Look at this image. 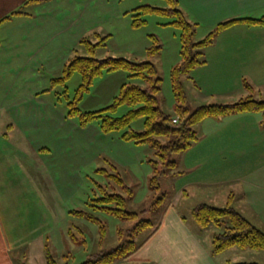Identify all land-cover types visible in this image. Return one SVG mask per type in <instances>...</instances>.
I'll use <instances>...</instances> for the list:
<instances>
[{
  "label": "rangeland",
  "instance_id": "374dc122",
  "mask_svg": "<svg viewBox=\"0 0 264 264\" xmlns=\"http://www.w3.org/2000/svg\"><path fill=\"white\" fill-rule=\"evenodd\" d=\"M144 6L160 9L169 7L165 0H126L120 6L123 9L122 18L110 16L111 21L97 22L94 24L95 30L86 37L92 43H99L101 39L109 37L105 47L98 51L97 59L122 58L139 64L148 61L147 51L153 46L152 36H155L162 46L160 55L153 62L163 81L162 93L158 97L159 107L165 113L174 115L171 109L175 98L170 74L181 63V31L169 25L175 21L174 18L158 15L147 17L148 24L134 30V11ZM188 13L192 20L189 19L190 22L197 24L196 43L205 40L219 24L231 21L208 22L198 8L194 13ZM247 31L244 27L234 26L218 35L214 44L204 51L205 61L211 66L209 56H223L225 52V58L229 59V53L234 49L232 47L238 45H234L232 37L253 34ZM2 34L3 30L0 37ZM10 43V39L4 40L1 46L7 48ZM208 52L211 55L208 56ZM76 55L88 57L79 41L65 44L55 57V64L50 65L51 68L40 67L35 72L21 76L17 86L9 91V99L22 96L27 100L25 105L30 119L26 125L30 124V138L53 151V156L48 158L51 159L52 168L47 167L45 171L32 152L27 154L32 144L26 129L18 125L16 120L19 118L18 108L15 104L5 103L2 99L5 95L0 93V224L4 227L10 247L14 245L12 253L17 264H48V251L50 260L52 258L56 264H83L129 241H134L139 247L151 234L161 229L169 207L175 208L189 224L197 227L193 219V211L197 206L206 204L224 209L231 195L235 197V209L264 233L263 115L255 114L252 123H237L225 130L235 135L236 143L231 153L219 156L222 167L218 165L217 169L213 166L212 172L207 170L211 173L209 176L202 178L206 170L189 165L186 175L174 176L172 172L163 175L160 189L154 190L151 186L154 175L152 162L158 161L155 150L148 145L124 143L119 139L121 133L107 136L102 133L99 122L82 129L80 116H68L69 104L77 97L82 76L75 73L66 85L54 86L53 81L64 76L66 65ZM222 64L230 62L220 60L218 64L213 63L212 67L217 68ZM211 74L212 70L202 69L194 77L204 80L210 78ZM7 77V74H0V85ZM129 77L130 74L123 71L105 73L94 81L78 108L82 113H89L110 107L124 84L140 83L138 80L131 81ZM249 77L245 84L238 82L235 75L220 84L208 81L210 87L201 88V91H196L191 84L187 85L190 110L193 112L209 105H232L249 97L264 101V74ZM131 109L124 106L114 117L121 118ZM143 123L140 120L132 128L142 132ZM205 124L208 130H213L215 125ZM246 137L250 139L245 140ZM15 148L18 151H14ZM206 148L187 155L186 164L192 157V161L198 162ZM179 160H182L179 155L170 158V161ZM35 163L41 170L33 165ZM183 166L181 164L178 173L185 172H182ZM158 168L162 170L163 167L159 164ZM99 170L106 173L99 174ZM111 176L121 180L122 184ZM200 181L213 183V186H196L195 183ZM101 187L110 195L124 197L127 200L126 211L136 213L138 217L135 220H120L91 208L100 207V203L96 202L104 198ZM111 208L118 207L113 204ZM75 212L88 213L89 217L101 221L106 227V238L101 239L100 224L79 218L74 215ZM142 222H151V225L138 231L137 226ZM226 227L227 224L221 228L210 227L202 234L203 239L224 233ZM70 231L72 234L69 236ZM234 250L237 253L223 255L226 260L234 264H264V251ZM116 264L136 263L119 261Z\"/></svg>",
  "mask_w": 264,
  "mask_h": 264
},
{
  "label": "crops",
  "instance_id": "0c3cea01",
  "mask_svg": "<svg viewBox=\"0 0 264 264\" xmlns=\"http://www.w3.org/2000/svg\"><path fill=\"white\" fill-rule=\"evenodd\" d=\"M125 1L41 0L37 3H30V0H0V22L11 17L10 20L0 25V32L3 30V34L0 37V74L4 76L7 74L8 76L7 79L4 78L5 82L0 85V93L2 96L5 95L2 98L5 103L15 104V107L18 108L17 112L19 113L17 115L19 118L16 120L18 125L26 129L25 132L29 134V138L31 136L29 132L32 131L28 129L30 124L26 125V122L30 119L27 106L25 105L27 100L24 97L22 98V96L9 99L8 96L11 94L9 91H12L17 86L21 76H26L31 71L35 72L40 67L51 68L50 65L55 64V57L65 47V44L81 42L86 36L88 37L90 32L95 30L94 24L97 22L111 21L110 16H114L115 19L122 18L123 9H120V6ZM178 1L181 6L180 9H182L188 20L190 19L188 11L192 14L197 8L208 22L215 21V23H220L234 19L249 18L261 20L264 18V0ZM28 3L30 4L27 5ZM20 11L22 12L21 14L12 15ZM236 27H244V29H248V33L253 32V34H241V36L232 37L234 45H238L232 47L234 49L229 53V59L225 58L226 52L223 56L217 55L214 58H211L209 56L211 52H208L211 66L206 62L204 66L194 70L190 74V78L184 80L186 90H188L187 85L191 84L196 91H201V88L210 87L207 85L208 81L220 84L223 80H227L233 75L236 76L238 82L245 84L247 78H250L249 76L255 77L264 74L262 69L264 66V25H236ZM8 39L11 40L9 47L3 48L1 42ZM220 60L230 62V64H222V66L217 68L212 67L213 63L218 64ZM202 69L212 70L210 78L202 80L201 77H194ZM19 87L21 89L22 84ZM175 108L176 102H173L171 109L173 113ZM254 115H233L219 119H207L198 125L196 128L199 135L198 143L188 152L179 155L182 160L176 161L178 169L181 164L184 165L182 172L184 170L185 172L181 173V176L189 172V165L205 169L206 171L202 178L211 174L208 171L212 172L213 166L218 169V165L221 164L219 156L231 153V148L236 143L234 141L235 135L225 130L237 123H252V120H255ZM205 123L215 124L212 127L213 130H208ZM246 135L244 134V136ZM249 139V137H246L245 140ZM30 141L32 147L28 148L27 154L32 152L37 157V163L42 165L45 171L47 167L49 169L52 168L53 165L49 162L51 159L48 158L53 156V151L36 144L32 138H30ZM203 148H206V150L202 153L198 162L192 161V157L190 162L186 164L187 155L194 151L201 152ZM19 149L23 150V148ZM16 150L15 148L14 151ZM209 155L214 156L205 157ZM33 165L41 170L38 164L35 163ZM20 167L23 168V165L21 164ZM195 185L210 187L213 186V183L209 184L208 182L200 181L195 183ZM206 230L189 224L183 215L172 207L168 209L161 229L129 261L124 262L136 264H234L233 261L226 260L223 255H226L225 253H237L233 252L236 251L234 250L236 248L220 255H214L212 249L214 236L204 240L202 234ZM5 233L4 227L0 224V264H17L16 258L12 253L14 245L10 247ZM71 234L72 232L70 231L69 236Z\"/></svg>",
  "mask_w": 264,
  "mask_h": 264
},
{
  "label": "trees",
  "instance_id": "16d2710c",
  "mask_svg": "<svg viewBox=\"0 0 264 264\" xmlns=\"http://www.w3.org/2000/svg\"><path fill=\"white\" fill-rule=\"evenodd\" d=\"M41 0H30V3L40 2ZM168 4L167 9H160L151 6H144L134 11L132 28L138 30L148 24L147 17L158 15L161 17L174 18L173 25L181 31V63L171 71L170 78L172 92L176 102L175 114L169 115L159 107V95L162 93L163 81L159 78L158 70L154 65V60L160 55L162 46L159 40L152 36L153 46L148 49V61L144 63H133L126 59L107 58L97 59V53L105 47V42L109 37L101 39L99 43H92L84 38L80 44L85 48L88 57L76 55L72 58L64 69V76L53 81V85H66L75 73L82 76V85L80 86L76 99L69 104L70 111L68 116H80V127L87 129L95 122L100 123L103 134L111 135L121 133L120 140L124 143H132L137 146L148 145L155 150L158 161L152 162L154 175L151 180V186L154 190H159L162 176L169 173L181 175L178 173V164L176 161H170L172 155H181L188 152L199 141L197 126L207 119H219L233 115L260 114L264 117V101L256 100L254 97L241 100L232 105H209L197 108L191 111L189 108V99L184 86V79L190 78V74L197 68L206 64L204 51L210 48L215 38L221 33L236 25H264V19H234L219 24L216 29L202 42H195L197 24L191 23L183 11L179 8L178 0H165ZM28 3L27 5H29ZM26 5V6H27ZM22 12H16L12 15H18ZM8 17L0 22V25L10 20ZM98 37V36H97ZM126 72L130 74L131 81L138 80L140 83H128L121 87L120 93L115 98L113 104L99 112L82 113L78 108L84 95L89 93L94 85V81L102 77L105 73L112 74L117 72ZM251 89L249 85L246 86ZM131 107V111L121 117L114 116L124 107ZM143 120V131H135L132 126L138 121ZM177 123L174 124L173 121ZM46 152V151H43ZM110 164V163H108ZM162 165L159 170L158 165ZM111 167L116 170L113 165ZM99 174L106 171L99 170ZM177 173V174H176ZM119 184L122 181L111 176ZM104 198L99 200V206H91L96 210L103 211L120 220H135L138 215L126 211L127 200L120 195H110L101 187ZM235 197L231 195L224 209L213 208L202 204L193 211V219L196 225L206 230L212 226L221 228L227 224L224 233L215 235L212 241L214 255H220L231 249L241 251H264V233L250 223L234 207ZM116 204L118 208H111ZM171 207H169L170 209ZM79 218H85L100 224L101 239L106 238V227L101 221L89 217L85 212H75ZM151 225V222H142L137 226L139 231ZM160 229L151 234L139 247H136L134 241H129L122 246L107 252L100 253L94 260L83 264H116L119 261H129ZM122 234L120 235L121 238ZM49 251L47 258L50 260ZM48 264H56L51 258ZM247 264V263H244Z\"/></svg>",
  "mask_w": 264,
  "mask_h": 264
},
{
  "label": "built area",
  "instance_id": "2783aa9c",
  "mask_svg": "<svg viewBox=\"0 0 264 264\" xmlns=\"http://www.w3.org/2000/svg\"><path fill=\"white\" fill-rule=\"evenodd\" d=\"M173 123H174V124H176V123H177V121H176V120H174V121H173Z\"/></svg>",
  "mask_w": 264,
  "mask_h": 264
}]
</instances>
